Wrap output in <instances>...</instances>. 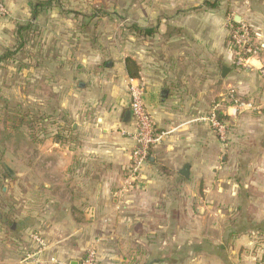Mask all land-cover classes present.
I'll return each instance as SVG.
<instances>
[{
  "label": "crops",
  "instance_id": "0c3cea01",
  "mask_svg": "<svg viewBox=\"0 0 264 264\" xmlns=\"http://www.w3.org/2000/svg\"><path fill=\"white\" fill-rule=\"evenodd\" d=\"M101 1L109 4L95 14L70 11L97 47L94 70L87 78L62 72L52 93L65 96L47 107V135L31 142L30 163L22 157L17 168L1 154L0 200L12 224L0 223V264H31L30 254L39 264H74L91 249L98 264H137L138 252L143 264H168L157 256L169 235L179 250L172 264H264L263 81L236 66L228 29L230 20L245 24L264 62V0ZM0 4L10 15L31 9V0ZM106 20L122 32L104 38ZM126 58L159 137L129 191L135 125L126 117ZM231 91L251 108L237 109ZM214 105L227 124L224 141L200 120Z\"/></svg>",
  "mask_w": 264,
  "mask_h": 264
},
{
  "label": "rangeland",
  "instance_id": "374dc122",
  "mask_svg": "<svg viewBox=\"0 0 264 264\" xmlns=\"http://www.w3.org/2000/svg\"><path fill=\"white\" fill-rule=\"evenodd\" d=\"M33 1L31 0V3ZM107 4H109L108 1L102 2L101 0H64L61 7L66 12L65 14H62L64 12L57 14L42 10L37 17L32 16L31 9L23 13L10 15L2 5L5 12L0 13L1 57L6 55L8 51H14L15 37L13 30L15 25L30 24L32 31L28 35V42L24 44L23 52L8 55V58L0 62V100L4 101V104L9 107L17 106L33 114L40 112L38 109L41 108L43 109L41 113L48 116L47 107L51 106V102L61 100L65 96L63 93H52L54 84L58 89V85L61 82L63 83V79H61L62 72L73 74L76 72L77 77L87 78L90 72L94 70L91 62H93V54L97 47H94L95 45L91 43L89 31L82 33L87 35L85 38L88 40L82 38L79 29L74 27L76 23L74 20L77 21L80 14L78 15L77 12L71 13L70 11H76L75 9H77L83 13L95 14L96 8ZM83 13L81 15H84ZM101 17L104 18V15H98L99 21H101ZM122 18L124 19H122L121 24L126 25V21L123 20H126L127 17L122 16ZM106 21L109 24L108 28L103 25V30L100 29L99 32L100 35H104V38H112L114 34L118 35L122 32L120 28L122 25L118 26L116 23L115 25L118 28L113 29L112 22ZM53 23H57V25ZM71 24V28H68ZM105 43L108 45L109 40L106 39ZM113 46L111 45L109 48H113ZM54 76L56 81H54ZM2 109L3 106L0 107V117L3 115ZM31 140L28 130L25 128L21 129L18 134L13 133L9 136L0 120V154L9 156L7 160L14 167L18 168L22 165V157H24L25 163L31 162ZM14 152L19 153L21 158L16 159ZM10 156L15 158H10ZM202 226L200 224L201 229L204 228ZM168 239L164 254L157 257L161 256L162 261L172 264L176 259V252H179V250H175L178 246L172 245L170 235ZM210 240H219L218 235ZM184 256H186V253ZM143 260V253L139 254L138 252L134 261L137 264H143ZM96 264H98V261H96Z\"/></svg>",
  "mask_w": 264,
  "mask_h": 264
},
{
  "label": "built area",
  "instance_id": "2783aa9c",
  "mask_svg": "<svg viewBox=\"0 0 264 264\" xmlns=\"http://www.w3.org/2000/svg\"><path fill=\"white\" fill-rule=\"evenodd\" d=\"M5 10L0 4V13H4ZM230 46L235 54V64L239 68H254L258 72L260 78L263 81L264 91V62L260 61V54L262 52V46L256 45L252 39V35L245 24L235 23L233 20L228 22ZM253 62L258 63L255 66ZM129 103L128 109L131 117L134 121L135 132L132 135L134 141V149L130 154L129 166L127 169V176L124 182V190L129 191L134 189L140 180L141 170L149 157L150 149L159 141V137L154 133V124L148 114L144 102L143 96L145 92V86L143 83L129 80ZM228 97L234 106L239 110L250 109L249 105H246L242 101L236 99L234 93L231 91ZM218 114V105H214L209 111L208 115L201 117L200 120L206 122L211 130L218 136L221 141L226 139L227 124L223 118ZM32 239L37 243V249L43 247V242L40 237L33 235ZM39 253V251L37 252ZM25 260L31 264H39L35 254H30L25 257ZM52 262L58 263L51 259ZM97 254L94 249L87 251L84 257L74 264H96Z\"/></svg>",
  "mask_w": 264,
  "mask_h": 264
},
{
  "label": "trees",
  "instance_id": "16d2710c",
  "mask_svg": "<svg viewBox=\"0 0 264 264\" xmlns=\"http://www.w3.org/2000/svg\"><path fill=\"white\" fill-rule=\"evenodd\" d=\"M64 0H34L31 3L32 16L37 17L39 12L42 10H46L55 6H62ZM97 16L91 15L88 19L93 21ZM30 24L26 25H15L14 28V37L15 44H13L14 51H8L6 55L0 56V62L8 58V55L17 54L18 52H23L24 44L28 42V35L32 31ZM131 31H134L137 34H144V31L136 27H131ZM126 72L131 79L137 78V74L134 73L135 64L134 62L126 58L124 61ZM3 106L1 110L3 115H1L0 120L2 121L5 130H7L8 135L18 134L21 129L25 128L28 130L29 136L32 139L31 142L35 139V137L42 135H47V128L45 126V121L48 119V116L42 114L41 112H37L35 114L31 113L28 110L20 109L19 107H9L4 104L0 100V107ZM12 112V113H8ZM11 114V115H10ZM225 119V117L220 116ZM2 157L0 154V161ZM6 205L0 200V223H5L10 226L12 224L10 219V214L4 212L3 206Z\"/></svg>",
  "mask_w": 264,
  "mask_h": 264
},
{
  "label": "water",
  "instance_id": "95a60500",
  "mask_svg": "<svg viewBox=\"0 0 264 264\" xmlns=\"http://www.w3.org/2000/svg\"><path fill=\"white\" fill-rule=\"evenodd\" d=\"M228 72L227 68H222V75L224 76ZM131 114L130 112L126 114V117H129Z\"/></svg>",
  "mask_w": 264,
  "mask_h": 264
}]
</instances>
